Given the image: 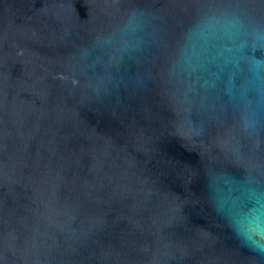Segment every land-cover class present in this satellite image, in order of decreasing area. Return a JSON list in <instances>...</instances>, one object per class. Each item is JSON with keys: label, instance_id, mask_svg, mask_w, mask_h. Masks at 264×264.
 <instances>
[{"label": "water", "instance_id": "95a60500", "mask_svg": "<svg viewBox=\"0 0 264 264\" xmlns=\"http://www.w3.org/2000/svg\"><path fill=\"white\" fill-rule=\"evenodd\" d=\"M0 264H264V0H0Z\"/></svg>", "mask_w": 264, "mask_h": 264}]
</instances>
